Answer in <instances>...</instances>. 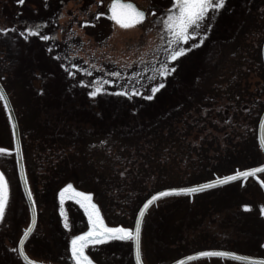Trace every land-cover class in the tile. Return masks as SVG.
<instances>
[{
    "label": "rangeland",
    "instance_id": "rangeland-1",
    "mask_svg": "<svg viewBox=\"0 0 264 264\" xmlns=\"http://www.w3.org/2000/svg\"><path fill=\"white\" fill-rule=\"evenodd\" d=\"M133 1L147 12V19L124 28L110 18L111 0H24L22 5L16 0H0V13H9L8 17L12 16L16 21L12 24L0 19V28L8 29L0 32V44L3 52L11 50V63L18 71L17 82L15 77L14 81L7 80V87L12 102L15 100L17 107L25 112V126L23 129L20 127L22 142L27 139L30 144L34 127H47L45 122L79 123L100 138L101 128L110 129L117 122L128 121L139 114L154 115L156 109L175 105L176 94L187 84L196 82L207 87L221 54L238 45L243 46L241 40L244 35L252 39L264 27V0H226L218 12L213 14L210 10L209 17L202 23L199 31H207V37L197 35L181 42L190 50L176 60H170L169 54L177 45L170 46L171 37L162 20L173 0ZM97 13L104 15L98 17ZM21 16L33 25L41 18L48 20L51 29L57 31V42L52 37L42 41L35 35L25 39L20 35ZM85 21L89 23L85 24ZM201 38L203 43H199ZM263 41L262 37L261 47ZM194 42L198 47H192ZM253 44L247 40L244 45L251 48ZM161 64L168 65L167 76L160 75ZM196 64H203L206 69L192 73ZM69 71L74 75L69 76ZM80 80L86 83L82 85ZM160 83L164 86L153 94L151 86ZM96 84L102 85L106 91H101L96 97L88 96ZM125 91L130 95H123ZM136 92L141 94L136 95ZM149 95L153 99H147ZM82 108L87 110L88 116L78 114ZM0 148L10 151L14 148L11 126L1 101ZM249 153L258 157L249 163L219 170L195 183L264 163V152L257 138L247 155ZM24 157L29 174L30 161L25 152ZM0 169L9 183L8 204L4 219L0 221V235L12 239L15 251L10 258L11 263L25 264L18 255L17 246L24 229L30 224V210L21 188L14 153L0 154ZM76 175L78 177L73 175L72 180L48 196L41 191L34 193L31 184L39 218L27 243L32 257L39 260L65 257L69 264H74L71 237L87 230L88 217L81 205L71 198L72 194L66 193L63 209L71 227H64L59 193L69 183L80 192L92 194V201L98 206L106 224L134 227L137 212L132 213L121 203L103 201L102 196L99 200L93 191L79 186L76 179L81 177ZM261 177L264 180V174ZM245 204L250 205L251 210L243 209ZM262 205L264 190L252 178L206 192L160 199L148 210L143 221L144 261L146 264H169L189 253L215 246H225L248 255H264ZM86 252L94 264H135L132 241L111 240L89 245ZM187 264L245 263L212 257Z\"/></svg>",
    "mask_w": 264,
    "mask_h": 264
},
{
    "label": "trees",
    "instance_id": "trees-1",
    "mask_svg": "<svg viewBox=\"0 0 264 264\" xmlns=\"http://www.w3.org/2000/svg\"><path fill=\"white\" fill-rule=\"evenodd\" d=\"M8 15L0 13V19L15 24ZM259 30L252 39L244 35L243 46L221 54L207 87L187 84L176 94L175 105L156 109L154 115L139 114L110 129L101 128L100 138L79 123L50 121L45 122L47 127H34L30 144L27 139L22 142L29 156L28 176L34 193L48 196L80 174L76 179L80 187L136 214L155 191L196 184L219 170L258 157L247 153L254 147L264 110V63L259 45L264 27ZM247 40L253 47L244 45ZM3 50L0 44V80L9 91L7 80L15 77L17 82L18 71L11 63V50ZM205 69L196 64L192 73ZM12 103L23 129L25 112L15 100ZM78 111L81 117L89 115L84 108ZM14 251L11 237L0 235V264L8 260L12 264ZM45 259L69 264L65 257Z\"/></svg>",
    "mask_w": 264,
    "mask_h": 264
},
{
    "label": "snow or ice",
    "instance_id": "snow-or-ice-1",
    "mask_svg": "<svg viewBox=\"0 0 264 264\" xmlns=\"http://www.w3.org/2000/svg\"><path fill=\"white\" fill-rule=\"evenodd\" d=\"M226 0H173L170 9L163 16V26L167 31V34L171 37L169 41L171 45H177V48L173 49L169 54L168 59L176 60L177 57L182 56L184 53L188 52L190 49L182 46L181 42H187L193 37L200 35L201 37H207L208 32L199 31L202 27V23L207 17H209L210 10L214 13L221 10L225 5ZM17 4H24V0H16ZM110 8V18L119 24L121 27L128 28L141 23L145 19V12L138 8L131 0H111L109 4ZM104 15V13H97V16ZM43 23V22H42ZM85 24L89 21H85ZM42 24L38 23L29 27H26L20 35L25 39L29 38V35L38 36L41 40L47 41L49 39L48 35L41 34ZM210 27V25H209ZM7 28H0V32H7ZM203 43V38L199 41ZM192 47H198L197 43H193ZM76 67V65H73ZM174 71V69H172ZM161 76H167L169 74V68L167 64H161L158 70ZM69 76H73L74 73L69 71ZM113 75H119V73H113ZM154 79V78H153ZM84 80H80V84H85ZM112 83V81H108ZM164 85L163 83L154 84L151 86V92L155 94ZM42 91V90H41ZM101 91H106L103 89L102 85L96 84L93 86V90L87 93L90 97H96ZM135 91V90H133ZM136 95H140V92H136ZM123 95L129 96V92H123ZM147 99H153L152 95L146 97ZM0 100L5 101V107H8L7 97L2 87H0ZM261 128L264 129V121H261ZM260 147L264 149V135L261 136ZM10 149L0 148V154L9 153ZM17 155H19V150L17 149ZM258 172H264V164L258 167L247 168L244 170H237L234 174L218 177L215 181L209 182L207 184L195 185L193 187L187 188H168L164 191L155 193L149 200H147L143 207L139 210V216L136 219L135 228H128L122 225L109 226L104 222L103 217L100 214L98 206L92 201V194L80 192L73 187L71 183L67 184L63 189L60 190V206L61 215L64 217V227L70 228L71 224L64 212L63 205L67 198L66 193H71V198L75 199L77 203L81 205L88 217V227L86 231H82L77 235H73L70 241L71 258L74 264H94L86 249L89 245H97L111 240H121V241H132L135 251L136 264H143L141 256L140 247V228L142 218L145 211L148 209L154 201L160 197H164L170 194H189L201 191L204 188L212 187L214 184H224L228 181L236 180L237 178L247 179L249 176L256 177ZM260 183L264 185V180H260ZM8 181L4 176L3 172H0V221L4 219L5 209L8 204ZM29 197H31V192H28ZM245 209L251 206L245 204L243 206ZM261 214H264V205L261 206ZM32 225H29L24 229L23 237L20 240L19 252L23 256L27 264H37L35 260H30L28 255L24 250V239L28 237L31 232ZM198 257L204 256H232L237 259L252 261L253 257H237L235 253L229 252H219V251H202L195 253ZM192 257H186L185 259H191ZM177 264H183L182 261H178ZM260 264H264L261 261Z\"/></svg>",
    "mask_w": 264,
    "mask_h": 264
},
{
    "label": "water",
    "instance_id": "water-1",
    "mask_svg": "<svg viewBox=\"0 0 264 264\" xmlns=\"http://www.w3.org/2000/svg\"><path fill=\"white\" fill-rule=\"evenodd\" d=\"M131 2L134 3L138 8H140L141 10H143L145 12V19H144V21H145L147 19V12L144 9H142L141 7H139L136 2H134L132 0H131ZM109 13H110V8H109ZM262 59H263V62H264V42H263V45H262ZM0 87L3 88V90H4L5 94H6V97H7L8 107H5V101L4 100H1V102L3 104V107L5 109V112L7 114V117H8L10 126H11V131H12L14 148L10 152H12V153L15 154L17 171H18V176H19L21 188H22L23 194L25 196L26 203L28 204V207H29V210H30V224L29 225H32V229H31V232L29 233L28 237L24 239V244H23L25 253L28 255V253L26 252V249H25V245H26L28 239L30 238V236L32 235V233L34 232V230H35V228L37 226L38 219H39L38 218V210H37L36 201H35L34 195L32 193V189H31V186H30V183H29V179H28V175H27V167H26V162H25V157H24V152H23L22 137H21V130H20L19 121H18L16 112H15L14 106L12 104L11 98H10V96H9L7 90L5 89V87H4V85H3V83H2L1 80H0ZM261 121H264V110H263V112L261 114V117H260V120H259V123H258L257 139H258L259 146H260L261 136L264 135V129L261 128ZM17 149L19 150V155H17ZM262 150L264 152V149H262ZM262 164H264V163H262ZM258 166L259 165H256V166H253V167H258ZM249 168H252V167H249ZM244 169H247V168H244ZM244 169H240V170L242 171ZM0 172H2V171L0 170ZM235 172L228 173V174L222 175V176H217L214 179L206 180L204 182L197 183V184H192V185H188V186H181V187H167V188L160 189V190L155 191L154 193H152L143 202V204L140 206V208L143 207L144 203L147 200H149L151 198V196H153L157 192L164 191V190H166L168 188H187V187H193L195 185L207 184L209 182L215 181L218 177L222 178V177H225V176H229V175L234 174ZM261 173H264V172H258L257 173V176H259ZM251 177H253V176H249L247 179H249ZM254 178L259 183H260V180H262V179H259L258 180L256 177H254ZM247 179L240 177V178H237L236 180L228 181V182H226L224 184H214L212 187L204 188L201 191L196 192V193L205 192V191L212 190V189H215V188H219V187H222V186H225V185H229V184H232V183H235V182H238V181H246ZM260 185L262 186V188L264 190V185H262L261 183H260ZM29 191L31 192V197H29V195H28V192ZM191 194H195V193H189V194H183V193H181V194H170V195H166L164 197L158 198L151 205H149L148 209L144 213V216H143L142 222H141V228H140V247H141V231H142L143 221H144V217H145L146 213L148 212V210L155 203H157L160 199H163L165 197L176 196V195H191ZM140 208H139V210H140ZM139 210H138L137 215H136V218H135L134 228H135V224H136V219L139 216ZM21 237H23V235ZM20 240H21V238H20ZM20 240H19V243H18V253H19V256L22 259V261L25 264H27V262L24 260L23 256L19 252ZM202 251L229 252V253H235L237 257H253L254 259L252 261H248V260L237 259L236 257H232V256H204V257H198V256L195 255V253L202 252ZM141 256H142V250H141ZM28 257H29L30 260H35V259L31 258L29 255H28ZM186 257H192V258L191 259H185ZM209 257L227 258V259L237 260V261H240V262H245V263H250V264H260L261 261H264V257L245 255V254L237 253V252L230 251V250L215 249L214 248V249H203V250H200V251L192 252V253L187 254V255H185L183 257H180L179 259L175 260L174 262H172L170 264H177L178 261H182L183 264H187L189 262H192V261H195V260H198V259L209 258ZM133 258H134V262L136 264L134 245H133ZM142 260H143V257H142ZM35 261L37 262V264H52V263H47V262L38 261V260H35ZM143 264H145L144 260H143Z\"/></svg>",
    "mask_w": 264,
    "mask_h": 264
},
{
    "label": "flooded vegetation",
    "instance_id": "flooded-vegetation-1",
    "mask_svg": "<svg viewBox=\"0 0 264 264\" xmlns=\"http://www.w3.org/2000/svg\"><path fill=\"white\" fill-rule=\"evenodd\" d=\"M41 1H46V2H50V1H57V0H41ZM59 1H71V0H59ZM43 22V23H42ZM38 23H41L42 26H41V29H40V32L41 34H44V35H48L49 38L52 37V40L54 42H57V31L56 30H52L51 29V26H50V23L48 20L44 19V18H41L39 19L38 21H36L35 24H38ZM33 24L31 23V21H28L24 16H21L20 17V26H21V29L22 31L26 28V27H29V26H32ZM40 39V38H39ZM44 41V40H42ZM256 182V181H255ZM257 183V182H256ZM258 184V183H257ZM259 185V184H258ZM243 209H245L244 207H242ZM248 210H251V208H249ZM220 248H225V246H221ZM263 248H264V244H263ZM258 256H264V255H258Z\"/></svg>",
    "mask_w": 264,
    "mask_h": 264
},
{
    "label": "bare ground",
    "instance_id": "bare-ground-1",
    "mask_svg": "<svg viewBox=\"0 0 264 264\" xmlns=\"http://www.w3.org/2000/svg\"><path fill=\"white\" fill-rule=\"evenodd\" d=\"M258 165H260V164H258ZM232 173V172H231Z\"/></svg>",
    "mask_w": 264,
    "mask_h": 264
}]
</instances>
